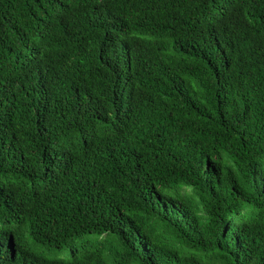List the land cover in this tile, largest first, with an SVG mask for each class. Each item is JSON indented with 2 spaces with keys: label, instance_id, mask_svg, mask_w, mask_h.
Masks as SVG:
<instances>
[{
  "label": "trees",
  "instance_id": "trees-1",
  "mask_svg": "<svg viewBox=\"0 0 264 264\" xmlns=\"http://www.w3.org/2000/svg\"><path fill=\"white\" fill-rule=\"evenodd\" d=\"M0 264H264V0H0Z\"/></svg>",
  "mask_w": 264,
  "mask_h": 264
}]
</instances>
